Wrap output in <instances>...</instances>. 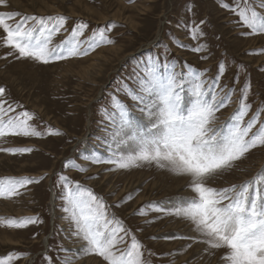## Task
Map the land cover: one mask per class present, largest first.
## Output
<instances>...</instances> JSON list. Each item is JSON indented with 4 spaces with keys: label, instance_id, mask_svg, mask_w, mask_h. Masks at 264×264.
Returning a JSON list of instances; mask_svg holds the SVG:
<instances>
[{
    "label": "rangeland",
    "instance_id": "rangeland-1",
    "mask_svg": "<svg viewBox=\"0 0 264 264\" xmlns=\"http://www.w3.org/2000/svg\"><path fill=\"white\" fill-rule=\"evenodd\" d=\"M260 3L261 0H6L7 6H0L2 12L20 13L16 21L32 15L69 17L67 30L54 36V44L64 41L79 22L88 25L80 37L82 41H88L98 30H107L106 35L114 41L101 44L87 56L43 64L17 59L18 54L4 46L5 34L0 29V87L5 89L0 100L7 102L6 108L11 105L15 109L8 113L10 116L33 113L28 123L43 133L40 137L0 138V148L33 149L23 154L0 151V178L39 180L21 189L19 196L0 198V218H5L0 220L3 264H64L68 258H73L72 264H107L102 257L89 254L84 249L85 242L70 236L63 211L65 201L61 198V175L103 198L109 216L128 230L126 235L120 233L126 243L118 247L126 250L135 236L143 245L146 264H228L223 258L226 249L209 248L190 221L171 214L185 198L194 195L188 177L174 175L155 164L120 169L106 162L116 152L110 139L109 114L118 99L132 108L141 125H147L136 102L118 89L124 83L135 87L134 71L158 58L175 63L177 72L188 71L189 67L204 72L208 85L219 78L218 91L232 93V99L216 113L217 126L230 122L238 112L243 89L250 83L245 103L251 107L242 124L258 115L249 135L264 128V33L246 34L250 29L240 23L238 15V11L253 7L264 12ZM194 28L203 35L193 39ZM200 45L204 51H192ZM221 64L226 67L222 76ZM56 130L60 134H55ZM262 171L264 146H258L211 186L240 185ZM23 217H37L38 222L21 228L8 225L7 218Z\"/></svg>",
    "mask_w": 264,
    "mask_h": 264
},
{
    "label": "snow or ice",
    "instance_id": "snow-or-ice-1",
    "mask_svg": "<svg viewBox=\"0 0 264 264\" xmlns=\"http://www.w3.org/2000/svg\"><path fill=\"white\" fill-rule=\"evenodd\" d=\"M0 6H7L6 0H0ZM259 8L264 9V0ZM20 15L0 11V29L5 34L3 44L18 54L17 59L48 64L87 56L101 44L114 43L106 35L107 30H98L88 41H82L80 37L88 25L79 22L64 41L54 44V36L67 30L65 25L69 17L32 15L16 21ZM238 15L240 23L250 29L246 34L264 33V12L253 7L238 11ZM191 35L197 39L203 33L194 28ZM192 51L202 52L204 46ZM225 70V65L221 64L219 75L222 76ZM204 75V72L190 67L188 71L177 72L175 63L158 58L134 71L135 87L124 83L118 91H123L136 102L137 110L148 123L141 125L132 108L117 99L109 114L110 139L116 152L106 162L115 163L120 169L139 167L141 163L155 164L174 175L188 177L194 195L185 198L171 214L190 221L209 248L226 249L223 258L228 264H264V171L240 185L211 186L219 176L235 169L237 162L252 149L264 146V128L249 135L259 116L253 117L246 125L242 124L251 107L245 103L251 85L246 83L240 108L230 122L217 126L216 113L231 102L232 93L218 91L219 78L208 85ZM4 92L5 89L0 87V96ZM6 103L0 100V138L43 135L28 123L33 113L25 111L10 116L8 113L15 109L11 105L6 108ZM48 132L52 134L53 130L49 128ZM55 134L60 133L56 130ZM0 151L23 154L33 149L0 148ZM80 170L86 171L84 168ZM60 180L64 188L61 197L65 201L63 211L71 237L85 242L84 249L102 257L107 264H146L143 245L135 236L131 237L126 250L118 247L126 243L120 233L126 235L128 230L114 216H109L103 198L79 182H71L66 176L61 175ZM38 182L34 177L0 178V198L19 196L21 189ZM156 210L165 211L162 208ZM7 222L9 226L21 228L37 223L38 218H7ZM72 259H65L64 264H72Z\"/></svg>",
    "mask_w": 264,
    "mask_h": 264
},
{
    "label": "bare ground",
    "instance_id": "bare-ground-1",
    "mask_svg": "<svg viewBox=\"0 0 264 264\" xmlns=\"http://www.w3.org/2000/svg\"><path fill=\"white\" fill-rule=\"evenodd\" d=\"M82 17V16H81ZM105 18H103L102 20H104ZM113 20V19H112ZM116 20V19H115ZM114 20V21H115ZM105 21V20H104ZM103 22V21H102ZM141 54V53H140ZM129 54H127L124 58H123V61L126 59V57L128 56ZM132 57V56H131ZM129 58V57H128ZM99 96L101 95V92L98 94ZM92 103V102H91ZM84 139V138H83ZM54 200V196L52 198V201ZM54 203V202H53ZM66 215V214H65ZM48 238L45 240V244L47 245L48 244Z\"/></svg>",
    "mask_w": 264,
    "mask_h": 264
},
{
    "label": "water",
    "instance_id": "water-1",
    "mask_svg": "<svg viewBox=\"0 0 264 264\" xmlns=\"http://www.w3.org/2000/svg\"><path fill=\"white\" fill-rule=\"evenodd\" d=\"M140 52H141V51H140ZM140 52H139V53H140Z\"/></svg>",
    "mask_w": 264,
    "mask_h": 264
}]
</instances>
